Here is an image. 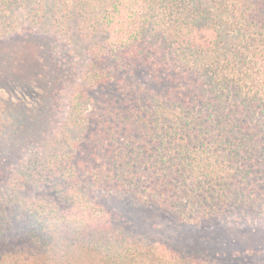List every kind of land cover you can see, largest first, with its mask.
Segmentation results:
<instances>
[{
  "label": "trees",
  "instance_id": "trees-1",
  "mask_svg": "<svg viewBox=\"0 0 264 264\" xmlns=\"http://www.w3.org/2000/svg\"><path fill=\"white\" fill-rule=\"evenodd\" d=\"M0 264H264V0H0Z\"/></svg>",
  "mask_w": 264,
  "mask_h": 264
},
{
  "label": "rangeland",
  "instance_id": "rangeland-1",
  "mask_svg": "<svg viewBox=\"0 0 264 264\" xmlns=\"http://www.w3.org/2000/svg\"><path fill=\"white\" fill-rule=\"evenodd\" d=\"M105 200L123 214L135 235H164L174 247L185 250L186 237L181 238L184 231L179 222L167 212L148 207L129 195L109 194Z\"/></svg>",
  "mask_w": 264,
  "mask_h": 264
}]
</instances>
